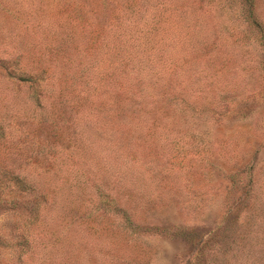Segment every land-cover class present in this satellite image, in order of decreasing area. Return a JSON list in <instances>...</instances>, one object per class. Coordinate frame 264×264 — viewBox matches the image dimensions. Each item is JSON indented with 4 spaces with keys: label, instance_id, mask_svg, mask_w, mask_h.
Here are the masks:
<instances>
[{
    "label": "rangeland",
    "instance_id": "374dc122",
    "mask_svg": "<svg viewBox=\"0 0 264 264\" xmlns=\"http://www.w3.org/2000/svg\"><path fill=\"white\" fill-rule=\"evenodd\" d=\"M97 1L0 0V264H264V0H109L123 108L76 97L111 68Z\"/></svg>",
    "mask_w": 264,
    "mask_h": 264
},
{
    "label": "trees",
    "instance_id": "16d2710c",
    "mask_svg": "<svg viewBox=\"0 0 264 264\" xmlns=\"http://www.w3.org/2000/svg\"><path fill=\"white\" fill-rule=\"evenodd\" d=\"M99 8L93 7L90 8V37L97 38L102 45V48L106 49L105 54L110 60L111 68L108 74L101 75L100 73L92 78L90 76V80L93 82L90 84V91L88 90H80L76 88L77 95L76 97L80 100H88L96 103L98 101L105 102L107 107L112 105L113 102L121 101L120 107L123 108L124 102L129 99V101H133L136 97L134 91H130L131 85L134 83L141 81V73L138 76L139 69V57L133 53L134 49V39L132 37L127 38L124 33V26L122 21H118L116 24H109V27H105L106 34L101 37L99 34L95 36L92 35L93 25H100L101 14L99 13L100 8L104 13H107V9H110L113 14L117 12L118 8H116L112 3L113 1L109 0H98L97 1ZM114 16H117L116 14ZM107 16H104L106 20ZM112 16L109 14L108 21L105 24L108 25ZM91 42V40H90ZM136 45V44H135ZM100 48H96L94 53H99ZM5 65V64H3ZM82 76V73H73L71 75L72 79L75 81ZM7 77L13 81V83L17 84L20 88H26L33 90V92L29 93V95L33 94L34 97L37 95V88L41 87V83H43L45 79L44 71H10L7 73ZM140 77V78H139ZM137 92L141 96V87L137 89ZM126 114V110H124ZM133 129L135 127L133 125ZM125 131V127L123 128H113L109 125H105L103 129H97L95 131L96 136L101 135L106 137V142H113L115 136L121 137L122 133ZM100 136V137H101ZM20 188L23 189L20 184Z\"/></svg>",
    "mask_w": 264,
    "mask_h": 264
}]
</instances>
